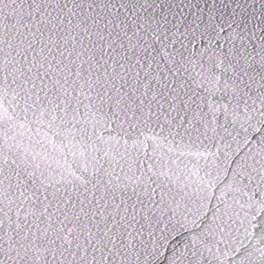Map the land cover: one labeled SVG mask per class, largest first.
Masks as SVG:
<instances>
[{"label": "snow or ice", "instance_id": "snow-or-ice-1", "mask_svg": "<svg viewBox=\"0 0 264 264\" xmlns=\"http://www.w3.org/2000/svg\"><path fill=\"white\" fill-rule=\"evenodd\" d=\"M0 264H264V0H0Z\"/></svg>", "mask_w": 264, "mask_h": 264}]
</instances>
